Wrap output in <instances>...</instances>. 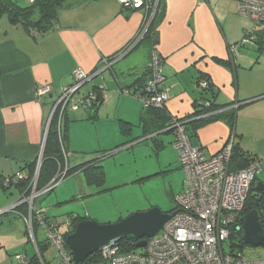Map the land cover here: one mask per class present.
<instances>
[{
    "label": "crops",
    "instance_id": "0c3cea01",
    "mask_svg": "<svg viewBox=\"0 0 264 264\" xmlns=\"http://www.w3.org/2000/svg\"><path fill=\"white\" fill-rule=\"evenodd\" d=\"M164 1L157 51L163 60L162 88L169 95L168 113L179 118L192 117L193 103L201 98L197 82L201 76H209L216 104H240L237 122L234 129L223 119L196 131L190 126L191 144L211 158L234 136V145L239 143L244 151L261 160L264 168V71L262 77L255 72V65H262L259 62L264 48L259 52L257 47L236 46L248 30H254L253 37L258 41L264 25L255 26L239 15V0ZM64 6L69 13H61L59 17L56 13L54 26L43 35L21 24H12L8 17H0L1 177L19 173L27 176L30 172L27 166L32 164L36 165L35 172L38 168L40 173L50 124L59 112L57 104L63 90L73 83L72 72L76 68L87 73L100 69L104 58L114 57L128 46L146 18L145 10H122L118 0H64L60 9ZM231 46L238 53H231ZM141 48L146 50L143 61L134 55ZM139 49L115 61L117 77L107 69L82 90L88 93L101 87L104 102L96 112L90 114L79 108L64 113L65 147L70 153L64 164L67 163L68 169L109 153L99 162L102 185H91V176L100 173L88 169L75 172L48 194L53 192L49 200L44 198L38 203L37 210L46 217L57 221L61 217L59 220L64 223L69 214H79L102 224L118 222L149 207L139 209L140 201L132 196H121L116 204L103 205L99 199L107 194H101L140 189L143 181L160 174L180 178L181 186L171 194L173 200L183 191L185 173L181 172L173 145L174 135L160 132L161 149L155 152L153 143L143 137L142 102L123 93L151 63L148 48ZM252 49L257 53L256 59L248 56L247 51ZM46 86L51 91L38 95L37 91ZM122 121L132 126L128 134L123 132ZM133 139L136 140L131 142ZM142 143L148 145L137 146ZM138 152L143 153L141 157ZM0 190L7 194V200L14 192L19 194L15 201L24 194L14 186ZM10 202L7 206L13 203ZM147 204L163 212L176 209L175 206L165 210L154 201ZM2 205L6 203L1 196L0 208ZM22 212L28 213L26 207ZM29 244L27 225L22 218L9 213L7 219H0V264H22L17 257L21 254L31 261L34 254L29 253ZM32 247L35 250L33 244Z\"/></svg>",
    "mask_w": 264,
    "mask_h": 264
},
{
    "label": "built area",
    "instance_id": "2783aa9c",
    "mask_svg": "<svg viewBox=\"0 0 264 264\" xmlns=\"http://www.w3.org/2000/svg\"><path fill=\"white\" fill-rule=\"evenodd\" d=\"M37 1L39 0H30V4H35ZM118 2L121 6L135 10L144 8L148 11L151 8L147 0H118ZM238 13L251 20L254 25H264V0H239ZM147 28L144 27L135 41L126 50L116 55L113 62L104 58L101 68L92 73H87L82 68H76L72 72L73 83L63 90L57 104L60 117L69 109L88 110L91 107L92 102L96 100V94L92 91L84 93L82 90L85 85L110 69L115 61L125 57L143 38ZM253 35V30H248L241 42L236 45L237 48L254 46ZM237 48L231 46L229 49L231 53H238ZM150 68L151 77L147 82L149 91L147 97L131 94L128 90H124L123 93L139 99L144 107L163 108L169 100V95L162 88L163 63L156 53L153 54ZM201 85L206 87L207 82L202 81ZM50 91V88L46 86L39 89L37 94L41 96ZM170 129L173 130L175 138L173 145L178 152L179 165L185 173L184 189L174 198L177 213L156 236L147 239L145 247L126 251L117 240H113L96 252L99 254L97 257L92 258L96 254L94 253L82 263L73 260L58 221L46 217L43 211L35 210L33 207L38 197L49 194L65 180L68 173L67 163L41 190L37 189L39 178L37 168L28 188L29 194L24 193L19 200L0 208V217L12 213L25 221L29 239L35 247L41 264H46V260L37 249L35 224L46 232L45 240L55 250L58 264H264V260L246 261L241 252L236 253L232 249L227 251L225 247L226 244L232 243V235L241 228L240 222L252 185L263 168L262 161L257 160L246 169L232 171L229 164L234 148V136L219 153L206 158L200 148L191 144L185 122L180 121L179 117L172 118ZM60 143L65 162H67L70 153L64 150L61 137ZM22 180H24L23 175L19 173L13 177L12 182L18 184ZM10 181L11 178H6L5 184H11ZM22 206L26 207L27 214L22 212ZM64 222L67 226L70 225L68 218H65ZM17 257L22 264H32L25 254Z\"/></svg>",
    "mask_w": 264,
    "mask_h": 264
},
{
    "label": "trees",
    "instance_id": "16d2710c",
    "mask_svg": "<svg viewBox=\"0 0 264 264\" xmlns=\"http://www.w3.org/2000/svg\"><path fill=\"white\" fill-rule=\"evenodd\" d=\"M63 1L64 0H46V1L39 0L35 4H30L29 7L23 8L11 0H0V17L1 18L8 17L12 24L14 25L21 24L25 26L28 30H35V32H38L39 34L43 35L47 33L48 31H50L52 27L54 26V23L56 20L55 16L57 13V9L61 7ZM93 1H98V0H93ZM147 1L150 2L151 8L148 11H146V18H148L151 13H154L153 12L154 6L155 8L157 7L156 13H155L157 15L153 18L150 26L147 28L146 32L144 33L143 38L136 44L133 50L135 51L142 46L146 47L152 53L151 62L153 59V54L156 53L159 59L161 60V62L163 63L162 58H160L158 54L157 46L160 40L159 25L165 14V1L164 0H147ZM160 8H161V11L157 12V9L159 10ZM122 10H126L128 12L136 11L135 9H130L125 6H122ZM142 31H143V28L140 30V32ZM263 34L264 33L258 34V37H259L258 41H255V45L252 46V47H257L259 52H261L264 48V35ZM134 41H135V38L128 44V46H126L125 49H123V51L126 50ZM115 57L116 56L110 57L107 59H109L110 62H113L115 60ZM150 65L151 63L149 64L148 68H146L144 73L138 78V80L132 86H130V89L129 88L126 89L131 94H139L142 97L144 96L147 97V95H149V91L147 90V82L151 77ZM110 70H112V73H114L115 65L111 66ZM115 76L117 77L116 72H115ZM202 81L207 82L206 87H202L201 85ZM197 83H198V88L201 94V98L193 103V109L195 112L192 117L180 118V121L185 122V129H186V132H187V135L190 141H191V135H192V133H190L191 131L190 126L193 128L194 131H196L198 128L206 126L207 124L213 121L223 119V120H226L231 126V128L234 129L236 122H237V115H238V110L240 108V104L237 102H234L228 105L216 104L215 102L216 92L214 91V86L209 76L207 75L201 76ZM131 89L133 90L130 91ZM92 92L96 94V100L92 102L91 107L88 108L87 110V112H89L90 114H93L94 112H96V110L104 102V97L102 95L101 87H94ZM64 116L65 114H63L62 117H60V113L57 111V113L52 118L50 129H49L47 140H46L45 150H44V161L40 169L38 183H37L38 190H41L47 184H49L54 179V177L58 174L60 168H64L65 166L64 164L65 157L63 155V148L60 143V137H61V140L63 141V145H64V150L67 151L65 147L66 146L65 144L66 117L64 118ZM173 117L174 116L168 113L166 106H164L163 108L143 106V112L141 114V121L144 127V133H145L143 137L147 138L146 140H150L153 143L155 152H158V150L161 149V143H159V139H158L159 133L163 132V133L173 134V130L170 129V125H171V121ZM63 120L65 122H63ZM122 124H123L122 126L123 132L128 134L132 126H130L129 123L123 122V121H122ZM135 140L136 139H133L131 140V142H134ZM107 153L109 152H106L105 154H101L99 158L94 159L81 167L68 169V173L65 179L69 178L70 175L74 174L75 172L79 170L88 169L89 171H94V174L100 173V176H91L93 177V180L91 181V185L101 186L104 178L103 176H101L103 171H102V166L101 164H99V162L106 157ZM257 160H259L257 157H254L249 152L244 151L242 147L240 146V144L236 143L233 148V153H232L229 167H230V170L232 171H240V170L246 169L247 167H249L252 163H254ZM35 167H36L35 164L28 165L27 168L30 169V172H28L27 176L24 175L23 176L24 180L20 181L18 184H13L12 179L14 176L9 177L11 178V181H10L11 184H5V179L7 177L5 178V177L0 176V188L8 190L12 186H14L19 191V193L29 194L28 188L34 177ZM87 177H90V176H87ZM255 182L252 185L250 195H249V198L247 200V203H246V206L243 212V217L240 222L241 228L239 229L238 232L233 234L231 237V241L236 243V244H232V247H231L232 251L234 252L236 249L243 250L245 246H247V244H245L244 242V231H243V222H244V219L247 213L251 212L252 210H257L259 214V221L261 223V226L264 232V212L262 211V206L264 204V197L261 196L262 199L260 200V202L257 200V198H259V195L255 194L256 192L254 189ZM24 207L22 206L21 209ZM66 218L70 220V225L68 226L66 225L69 228V230L68 232L65 233V239L67 238L68 235H70L71 233L75 231L76 226L81 221L85 219H89L79 214L77 215L69 214ZM123 219L124 218H121L119 221ZM37 226L38 224H35V228H36L35 232L37 231ZM117 242L126 251L136 250L137 241H135L134 239L120 238L117 240ZM36 245H37V249L39 253L44 258V253L50 247L47 241L43 240L41 242L36 239ZM34 251H35L34 257L31 259L32 263L38 260L36 250ZM98 255L99 254L96 253L92 258H94L95 256L97 257Z\"/></svg>",
    "mask_w": 264,
    "mask_h": 264
},
{
    "label": "water",
    "instance_id": "95a60500",
    "mask_svg": "<svg viewBox=\"0 0 264 264\" xmlns=\"http://www.w3.org/2000/svg\"><path fill=\"white\" fill-rule=\"evenodd\" d=\"M254 189L255 194H259L264 190V182L256 181ZM262 211L264 212V204ZM176 213L177 210L163 212L160 208L154 207L147 211L133 213L115 223L102 224L92 219H85L76 226L73 233L67 236L66 244L73 260L77 263L84 262L113 240L120 238L134 239L137 241L136 247L143 248L147 244V239L156 236ZM243 231L245 244L264 248L263 228L257 210L246 214ZM32 264H41V262L35 261Z\"/></svg>",
    "mask_w": 264,
    "mask_h": 264
},
{
    "label": "rangeland",
    "instance_id": "374dc122",
    "mask_svg": "<svg viewBox=\"0 0 264 264\" xmlns=\"http://www.w3.org/2000/svg\"><path fill=\"white\" fill-rule=\"evenodd\" d=\"M11 1H13L14 3L18 4L20 7H23V8H26V7L30 6V0H11ZM154 8H155V6H154ZM59 9H57L58 17H59V15L61 13L62 14H68L69 11H70V10H68L66 8V6H64L60 10ZM139 10H144V8L143 9H139ZM153 11H155V12L151 13L148 18H145V20L143 22V25L141 26V29L144 28V27H149L150 26L153 18L157 15V14H155L156 10L154 9ZM160 11H161V8L159 10L157 9V12H160ZM140 30H139V32H140ZM145 51L146 50L144 48H141V49H139V51H135L134 55H136L138 57V59L141 58L140 60L143 61L146 58V52ZM247 52L249 53L248 56H250V58H252V59L255 58L256 59L257 53H256L255 50L252 49V50H249ZM259 63H261L262 65H259L257 67V64H256L255 65V67H256L255 72H256V74L258 76L262 77L263 76V71H264V55L262 57V60H260ZM87 85H85V88L83 89L84 91L86 90V86ZM145 145L147 146L148 143H142V144H139L137 146H145ZM137 146H135V148ZM134 149H131L130 151H132ZM114 151H116V150H114ZM138 154H139V152H138ZM142 154L140 153L139 157H141ZM181 172L184 174L183 170H181ZM164 176H166V175L165 174H160L158 176L151 177L148 180L143 181L144 184L141 185L140 189L139 188L132 189V190L128 189L127 191H123V192L119 193L121 195H119L118 193L113 194V195L109 194V192L103 193L101 195H103V196L105 194H107V195L104 196V197H101L99 199V200H102V203H100V204L104 205L107 202L108 203L110 202L111 204H116L119 201L121 196H127V197H131L132 196L133 198H136L138 201H140L141 206L138 207L139 209H145L147 207H149V209H151L154 206L151 207L147 203H148V201H154L156 203H160L162 205L163 209L172 210L176 206V204L173 201V199L171 197V194L173 193L174 189H176L177 187L181 186V184H180L181 180L178 177H176V179H177L176 180L175 177L172 178L171 176H168V175H167V177H164ZM182 178L185 179V176H182ZM257 180L261 181V182H264V168H262V170L257 174ZM61 184H63V183H61ZM52 194H53V192H52ZM51 195L38 197L36 199L35 203H34V209L37 210L38 203L41 200H43L44 198H47L46 200H49ZM1 196H2V199L5 201L6 206H7V204L10 201L11 202L15 201L18 198L19 194H18V192H14V195L13 196L11 195L12 197H9V200H7V194H5L2 190H0V198H1ZM1 207L4 208L5 205H2ZM144 211H147V210H144ZM136 212L137 211H135L134 213H136ZM139 212H143V211H139ZM2 217L7 219V215L6 214L1 216L0 219ZM59 219L61 220L62 218L59 217ZM59 219H58V221L60 223L61 232L64 233V235H65V233L68 232L69 228L66 226L65 223H63V221H60ZM105 224H107V223H105ZM36 235H37V238L39 239V241L45 240L46 237H47L46 232L43 231L42 228H40V227L37 228ZM231 244H236V243L232 242V243L226 244L225 247H226L227 251L231 250ZM29 245H30L29 253L33 255L34 254V250H33V247H32V242ZM235 252L236 253L237 252H241L243 254V258L246 261H261V260H264V248H262V247H254V246H251V245H247V246H245V248L243 250L236 249ZM44 259L46 260L47 264H58V259H56V252L51 247H49L47 249V251L44 253Z\"/></svg>",
    "mask_w": 264,
    "mask_h": 264
},
{
    "label": "flooded vegetation",
    "instance_id": "af4514ba",
    "mask_svg": "<svg viewBox=\"0 0 264 264\" xmlns=\"http://www.w3.org/2000/svg\"><path fill=\"white\" fill-rule=\"evenodd\" d=\"M259 198H257V200L260 202V200L262 199V197H264V190L259 192ZM262 196V197H261Z\"/></svg>",
    "mask_w": 264,
    "mask_h": 264
},
{
    "label": "clouds",
    "instance_id": "9594fccd",
    "mask_svg": "<svg viewBox=\"0 0 264 264\" xmlns=\"http://www.w3.org/2000/svg\"><path fill=\"white\" fill-rule=\"evenodd\" d=\"M119 54H120V53H119ZM103 73H104V72H103ZM103 73H101L100 75H102ZM100 75H99V76H100ZM97 77H98V76H97ZM93 80H94V79H93ZM108 155H109V154H108ZM256 181H258V180H256ZM174 210H175V209H174ZM136 243H137V242H136ZM37 261H39V260H37Z\"/></svg>",
    "mask_w": 264,
    "mask_h": 264
}]
</instances>
